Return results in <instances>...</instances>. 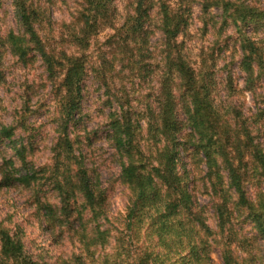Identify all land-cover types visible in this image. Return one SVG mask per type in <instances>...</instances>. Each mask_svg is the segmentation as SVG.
Wrapping results in <instances>:
<instances>
[{
	"label": "rangeland",
	"instance_id": "374dc122",
	"mask_svg": "<svg viewBox=\"0 0 264 264\" xmlns=\"http://www.w3.org/2000/svg\"><path fill=\"white\" fill-rule=\"evenodd\" d=\"M134 1L112 0L111 7L113 13H116L117 28L132 12ZM144 2L149 13L146 26L151 33L148 38L150 59L146 58L143 62L148 69L147 72H150L148 76L143 75L144 71H138L137 57H131L133 54L136 56L135 52H131L133 46L130 45V48L120 46L119 35L114 36L116 33L108 29V25L100 29L90 39L89 46L80 53L85 56V89L78 109L71 116L69 133L74 141L76 154L82 157L85 167L94 171L95 180H98L105 191L107 220H103L102 229L108 227L110 233L104 247L97 246L88 250L80 242L81 236L72 234L70 233L72 231L68 232L65 228L51 226L54 225L51 221L46 222L43 216L45 210H41L39 206L42 203L52 206L58 204L55 177L52 174L57 152L55 144L64 116L61 112V104L65 102L61 80L65 66H58L53 73L47 72L39 52L30 44L26 50L27 56L24 60L19 59L18 43L10 39L11 35L18 36L20 32L14 16V0H0V181L7 160L12 159L18 164L10 141L2 138V127H11L14 137L19 142L23 144L27 142L31 152L28 160L38 168V171L44 170V173L39 175L43 176V179L29 187L19 184L5 187L0 183V225L22 237L28 254L35 260L49 264H75L74 256L82 254L84 264H132V262L134 264L135 246L140 249L149 247V250H158L160 255L176 249L178 245L175 240L169 248L161 243L169 236H185L186 243L189 238L195 243L198 236L205 242L209 240L208 236H217V241L222 243L219 236L223 234L222 238H225L229 228H232L235 238L238 239L250 238L256 234L250 219H247V213L238 217L236 212L230 224H226L221 230L215 210L216 205L221 203L222 196L225 194L228 196V192L219 193L217 197L213 195L212 181L207 177L204 157L195 149L197 139H192L184 114L179 112L183 128L179 137L177 172L184 178L193 204L189 208H179L177 215L172 216L174 218L169 222L167 220L168 225L160 231L154 228V233L149 235L154 236L151 238L145 235L144 229L147 227L145 218L134 222L133 227L137 230L136 239L128 236L126 240V234L123 232L126 229L124 218L133 193L119 177L120 165L125 159L118 155L114 147L112 121L114 118L125 116V112L129 113L128 116L132 118L131 125L137 135L135 156L140 154L145 156L143 164H146V170L156 179L155 173L150 169L152 166L150 163L157 166L155 151L159 145L156 146L152 139L153 121H149V116L150 111H154L163 70L160 63L163 41L159 4L170 5L175 12L177 11L176 13L183 16L186 31L178 37L177 42L187 62L195 70H201L202 62L206 61L205 68L209 69V72H206L215 83V95L224 96L221 92L228 76L237 82L241 90H245L244 74L239 69L240 36L252 38L259 48L264 47V19L258 12L264 10V0H239V4L247 3L252 7L243 13L244 17L236 23L233 17L228 18L222 13L215 0H144ZM28 3L40 9V16H43L36 28L46 50H49L48 46L51 44V48L56 52H66L67 55L79 54L72 36L80 28L75 18L85 7L84 0H28ZM112 54L114 57H109ZM102 56L109 61L110 68L103 67L105 65L101 61ZM252 86L255 97L245 90L236 96V101L243 116L250 119L252 136L256 137V141L264 149L262 101L264 68L256 73ZM119 104L124 110H119ZM121 119L122 117L119 120ZM222 174L226 188V174L224 171ZM252 174L249 172L246 176L245 189L248 198L254 201L259 191L264 192V178ZM160 192L161 200H168L165 189ZM229 194L236 200L234 192L229 191ZM169 197L175 198L174 195ZM81 204V200H78L76 205L71 204L75 205L77 210L74 211L75 216L82 207ZM88 210L82 212V221L72 226L74 230L79 228L81 232L82 223H86L84 219L87 220L89 216ZM178 220L182 222L179 224ZM198 224H202L203 228ZM92 227L94 224L89 223L87 226L89 234ZM187 244H184L185 248ZM220 247L221 244L212 245L210 264H222ZM231 248L240 256L251 254L256 258L260 257L252 264H264V243L257 241L254 244L251 242L240 244L236 240ZM186 254L188 253L181 257L172 256L173 259L166 261V264H189V257ZM199 264L206 263L200 261Z\"/></svg>",
	"mask_w": 264,
	"mask_h": 264
},
{
	"label": "trees",
	"instance_id": "16d2710c",
	"mask_svg": "<svg viewBox=\"0 0 264 264\" xmlns=\"http://www.w3.org/2000/svg\"><path fill=\"white\" fill-rule=\"evenodd\" d=\"M84 3V9L75 18L80 28L72 36L79 54L67 55L66 52H56L54 48H51V44L48 46L49 50H46L36 28L43 16H40V9L28 3V0H14V16L20 32L18 36L11 35L10 39L18 43L17 55L19 59L24 60L27 56L26 50L30 44L34 45L39 52L47 72L53 73L58 66H65V73L61 80L65 100L61 104V112L64 116L55 144L57 152L52 174L55 177L58 204L52 206L42 203L39 206L41 210H45L43 216L46 222L51 221V224H54L51 226L65 228L68 232L72 231L70 233L81 236L80 242L89 250L97 246L104 247L110 233L108 227L102 229L103 220H107L105 191L101 188L98 180H95L94 171L85 167L82 157L76 154L74 141L69 133L71 116L78 109L85 89V56L80 53L81 50L89 46L90 39L100 29L102 30L108 25V29L116 33L114 36L119 35L120 46L124 48L133 46L131 52H135L136 56L133 54L131 57H137L138 71H144L143 75L148 76L150 72H147L148 69L143 62L146 58L150 59L148 38L151 33L146 26L149 13L144 0L133 2L132 12L124 18L118 28L116 27L117 22L115 25L116 13H113L111 7L112 0H84ZM215 4L228 18L233 17L234 23L243 18V13L252 7L247 3L246 5L239 4V0H215ZM158 10L161 15L160 31L163 48L160 63L163 70L159 79V92L154 102V111L151 108L149 116V121H153L152 139L156 146L159 145L155 151L157 166L150 163L152 165L150 169L155 173L156 179L146 170V164H143L145 156L143 154L135 156L137 135L131 125L132 118L128 116L129 113L125 112L126 115L121 116V120H119L120 117L114 118L112 121L114 147L118 155L125 159L120 165L119 177L121 182L133 193L124 218L126 229L123 232L126 234V240L128 236H133L136 239L137 230L133 227L134 222L145 218L147 220V227L144 229L146 230L145 235L151 238L154 236L149 235L154 233V228L160 231L168 225L171 218H174L172 216L177 215L179 208H189L193 204L184 178L177 172L179 137L183 128L179 112L184 114L191 131L190 136L192 139H197L195 149L204 157L206 174L212 181L213 195L217 197L219 193L228 192V196L227 194L222 196L221 203L216 205L215 210L221 230L226 224H230L236 212L238 217L247 213V219H250L256 234L250 238L238 239L235 238L232 228H229L225 238H222L223 234L219 236L222 243L217 241V236H208L210 242L209 240L205 242L198 236L197 242L193 243L189 238L188 244L185 242V236H169L161 242L163 246L169 248L175 240L179 248L168 250L165 255H160L158 250H149V247L140 249L135 246L134 264H166V261L173 259L172 256L181 257L185 253H188L186 256L189 257V264H199L200 261L210 264L212 263L210 252L214 244H221L222 264H252L260 257L256 258L251 254H246L245 257L237 255L231 246L236 240L240 244L250 242L254 244L257 241L264 243V192L259 191L253 201L248 198L245 189L246 176L249 172L254 176L258 175L264 178V149L256 141V137L252 136L249 127L250 119L243 116L236 96L245 90L250 92L253 97L256 96L252 85L256 73L264 68V47L259 48L252 38L240 36L238 40L241 51L239 69L244 74L245 90H241L237 82L228 76L222 87L221 93L224 96L215 95V83L206 72H209V69L205 68L206 61L202 62V69L205 71L195 70L187 62L177 42L178 37L186 31L183 16L176 13L177 11L175 12L166 3L159 4ZM258 12L264 19V10L261 9ZM109 57L114 56L112 54ZM101 61L105 65L103 67H111L104 56ZM223 97L225 100H222ZM262 101L264 103V100ZM119 108V110H124L121 104H119ZM256 128L255 131H257ZM2 134V138L10 141L18 164L12 159L6 161V168L0 181L1 185L9 187L19 184L29 187L42 180L43 176L39 175L43 174L44 170L38 171V168L27 158L31 154L27 142L26 144L19 142L14 137L11 127H2ZM134 157L138 158L134 159ZM222 171L225 172L227 178L226 188L224 176L221 175ZM163 189H165L168 199L165 201L160 198V190ZM229 191L234 192L236 200L229 194ZM170 195H174L175 198H170ZM78 200H81L82 207L79 208V212L75 216L74 211H77L75 205ZM85 209H89V216L87 220L84 219L86 223H82L81 232H79V228L74 230L72 226L78 221H82V212L86 211ZM178 221L179 224L182 222V220ZM89 223L94 224V227L90 229V234L87 230ZM198 225L203 228L202 224ZM208 231L206 230V232ZM121 240L123 239L121 238ZM184 244H187L188 249L184 247ZM74 258L75 264H84L82 254L76 255ZM0 264L49 263L35 260L32 255L28 254L22 237L0 225Z\"/></svg>",
	"mask_w": 264,
	"mask_h": 264
}]
</instances>
